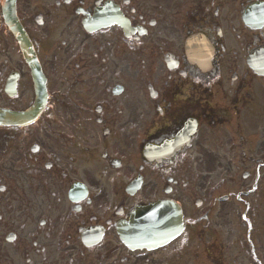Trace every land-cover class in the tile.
I'll use <instances>...</instances> for the list:
<instances>
[{
    "label": "flooded vegetation",
    "instance_id": "1",
    "mask_svg": "<svg viewBox=\"0 0 264 264\" xmlns=\"http://www.w3.org/2000/svg\"><path fill=\"white\" fill-rule=\"evenodd\" d=\"M17 10L49 93L32 122L0 130V264H233L222 239L235 217L246 228L236 263L264 264V164L249 158L264 155V0H17ZM125 17L128 35L106 25ZM31 81L0 23L2 107L30 109ZM207 149L214 172L242 166L254 179L237 206L221 187L210 210L195 204ZM231 180L227 194L241 185ZM167 197L193 222L162 249H129L121 227Z\"/></svg>",
    "mask_w": 264,
    "mask_h": 264
},
{
    "label": "rangeland",
    "instance_id": "2",
    "mask_svg": "<svg viewBox=\"0 0 264 264\" xmlns=\"http://www.w3.org/2000/svg\"><path fill=\"white\" fill-rule=\"evenodd\" d=\"M201 168H202L203 171L208 170L209 169V164L208 163H204V164H202Z\"/></svg>",
    "mask_w": 264,
    "mask_h": 264
}]
</instances>
